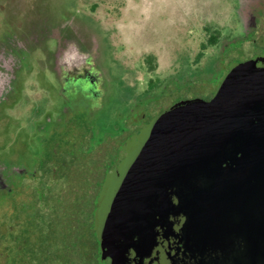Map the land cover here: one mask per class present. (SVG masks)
Here are the masks:
<instances>
[{
  "label": "rangeland",
  "instance_id": "1",
  "mask_svg": "<svg viewBox=\"0 0 264 264\" xmlns=\"http://www.w3.org/2000/svg\"><path fill=\"white\" fill-rule=\"evenodd\" d=\"M253 1L0 0V63L10 59L2 53L3 47L11 49L14 42H24L20 48L28 43L29 49L22 61L21 78L0 110V177L4 169L1 161L12 166L31 164L28 152L35 145L29 140L38 124L62 100L57 81L62 67L68 58L75 61L89 57L78 43H73L65 52L60 50L55 59L54 51L63 42L80 41L82 48L96 58L97 66L94 62L92 65L103 73L106 97L95 120L111 125L134 107L130 84L144 90L151 78L155 95L167 82L174 81V85H180L176 99L184 103L208 100L235 70L252 68L262 61L264 18L258 22L263 25L259 31L246 33L253 27L248 10L257 12ZM150 52L157 54L159 61L158 71L151 74L144 63L145 54ZM4 65L11 67L12 62ZM12 74L0 77V83L5 82V86L0 85L3 93ZM97 83L103 84L100 75ZM151 101L154 118L163 102ZM0 182L4 184L2 179ZM20 182L31 183L25 178ZM0 187L4 186L0 183ZM1 202L0 220L10 219L8 208L3 210ZM23 204L24 217H31L29 210L36 203ZM44 205L38 200V208ZM5 227L0 224V237L8 235ZM7 227L12 229L9 236L21 254L32 246L30 238L22 234L23 223L13 221ZM3 250L0 247V264H7ZM51 262L54 264V260Z\"/></svg>",
  "mask_w": 264,
  "mask_h": 264
},
{
  "label": "water",
  "instance_id": "2",
  "mask_svg": "<svg viewBox=\"0 0 264 264\" xmlns=\"http://www.w3.org/2000/svg\"><path fill=\"white\" fill-rule=\"evenodd\" d=\"M262 131L264 71L243 66L211 101L157 122L102 200L98 235L112 264H264Z\"/></svg>",
  "mask_w": 264,
  "mask_h": 264
},
{
  "label": "flooded vegetation",
  "instance_id": "3",
  "mask_svg": "<svg viewBox=\"0 0 264 264\" xmlns=\"http://www.w3.org/2000/svg\"><path fill=\"white\" fill-rule=\"evenodd\" d=\"M257 6V12H252L251 9L247 13L250 14L249 23L253 24L252 29L246 33L249 34L254 30L258 31L263 25L258 22L264 18V0L253 1ZM260 18V19H259ZM24 43V42H23ZM22 42H14L13 48L3 47L1 51L10 59L12 66L8 67L4 63H0V77L4 73H13L9 80L4 93L0 90V100H6L0 103V110L4 107L8 97L13 93L15 84L21 78L22 61L27 57V44L20 48ZM78 43L81 46V51L89 57H84L78 60L68 58L67 63L62 67L63 72L60 77H56L60 84L61 103L52 110V113L46 115L44 120L40 122L35 129V134L31 141L35 145L34 149L28 152L30 157V165L16 166L3 164L2 179L4 187H0V201H2L3 210L6 208L10 212V219H1L0 224L8 230V235L0 237V247H3V252L6 253L7 264H17L16 256L22 254L14 247V242L9 236L12 230L7 227L11 222L23 223L24 228H31L26 223L27 218L13 217L11 212L16 207H20L25 201H36L34 189L39 187L43 182L52 178L53 175L64 174L69 175L75 162L86 161V181L88 188L86 189L88 204V212L90 217V228L94 233L95 239V255L97 264H112L114 257L108 255L109 248L104 244L98 235V229L101 221L99 220V211L102 206V200L106 191L111 184L121 178L123 174L124 164L130 157H137L143 151L142 146L149 139L150 130L154 128L157 122L162 121L166 116L185 101H180L178 92L180 85L168 83L157 90L153 95L152 79L147 82L144 90L140 89L137 84H130L129 90L134 93V107L127 113L124 118H119L111 125H105L101 120H95L96 115L103 109L105 100L104 76L103 73L96 67V58L92 53L82 48L80 41L70 40L63 42L54 51V57L58 52H65L72 44ZM82 60V61H81ZM1 62V61H0ZM79 62V63H76ZM95 63V67L92 65ZM147 73H156L159 69V61L157 54L148 53L144 56ZM76 64V65H75ZM75 65V67H73ZM91 65L93 67H91ZM254 71H264V59L257 61L252 68ZM55 74V73H54ZM100 75L103 79V84L97 83V76ZM1 79V78H0ZM1 87L5 86V82L0 83ZM216 94V93H215ZM215 94L208 100L211 101ZM6 95V96H5ZM151 100L163 102V107L158 110L157 115L150 113ZM188 101V100H187ZM151 116V118H149ZM151 120V121H150ZM153 121V122H152ZM152 122V123H151ZM149 132V133H148ZM264 135V132H260ZM155 139L151 140V145ZM144 142V143H143ZM264 146V145H263ZM159 150V147H157ZM156 150V149H155ZM148 157L153 160L157 159V154L151 153ZM22 170H16V168ZM30 167V168H29ZM20 178L30 179L31 183L25 184L20 182ZM244 178L237 177L236 181L241 182ZM245 180V179H244ZM227 179L221 178L220 185L222 190L225 189ZM232 193L229 188L226 195ZM225 195V196H226ZM128 201H133V196H128ZM35 203V202H34ZM38 207L31 208L29 212L38 218ZM121 215L127 213L125 208L119 209Z\"/></svg>",
  "mask_w": 264,
  "mask_h": 264
},
{
  "label": "trees",
  "instance_id": "4",
  "mask_svg": "<svg viewBox=\"0 0 264 264\" xmlns=\"http://www.w3.org/2000/svg\"><path fill=\"white\" fill-rule=\"evenodd\" d=\"M86 170L85 160L75 162L69 175H53L40 185L39 191L34 189L35 206L38 207V200L45 205L38 209L37 219L33 215L26 217V223L35 228H24L22 234L30 238L32 246L20 257L16 256V262L19 258L23 264H52V260L54 264H97L94 233L87 210L90 202L86 197L89 186ZM25 207L26 204L22 208L15 207L12 216L23 218Z\"/></svg>",
  "mask_w": 264,
  "mask_h": 264
}]
</instances>
